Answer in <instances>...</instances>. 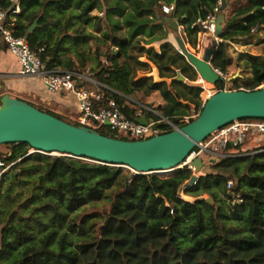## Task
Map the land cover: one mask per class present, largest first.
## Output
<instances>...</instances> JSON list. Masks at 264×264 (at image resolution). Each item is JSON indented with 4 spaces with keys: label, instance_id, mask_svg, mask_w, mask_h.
Returning <instances> with one entry per match:
<instances>
[{
    "label": "trees",
    "instance_id": "16d2710c",
    "mask_svg": "<svg viewBox=\"0 0 264 264\" xmlns=\"http://www.w3.org/2000/svg\"><path fill=\"white\" fill-rule=\"evenodd\" d=\"M218 2L0 0V12L6 23H12L13 35L25 37L48 70L86 75L90 62L93 74L86 76L106 87L104 94L115 99L127 117L133 118L139 110L147 117L148 113L126 98L157 92L163 101L161 115L177 124L192 106L200 113L202 88L174 80L177 71L189 82L197 80V73L165 41L172 31L163 21L161 4L174 5L169 18L177 20L188 44L195 46L202 31L198 21L216 15ZM94 10L104 20L99 14L93 16ZM90 27L100 35L90 32ZM263 29L264 0H246L224 18L211 66L226 75L232 60L228 43L248 45ZM155 42L160 43L158 51L146 48ZM142 57L155 66L160 79L170 83L136 79L139 70L149 69ZM239 61L250 75L232 79L233 90L254 91L264 85L263 56L244 52ZM224 84L219 80L214 86L222 90ZM76 86L87 89L92 84L82 79ZM95 131L127 140L105 125ZM4 146L10 150L0 156L14 165L0 178V264H264V151L257 152L264 146L254 154L213 163V173L183 189L186 197L194 198L192 202L178 194L192 176L187 167L168 177L133 175L110 197L123 175L120 167L37 152L28 155L30 147L25 143ZM229 180L233 181L230 192L240 195V204L231 203ZM205 194L212 204L202 198ZM99 201H109L108 212L84 213L85 207Z\"/></svg>",
    "mask_w": 264,
    "mask_h": 264
},
{
    "label": "water",
    "instance_id": "95a60500",
    "mask_svg": "<svg viewBox=\"0 0 264 264\" xmlns=\"http://www.w3.org/2000/svg\"><path fill=\"white\" fill-rule=\"evenodd\" d=\"M226 7V0H221L214 22L213 36L216 39L222 30L223 11ZM163 21L174 34L176 33V50L194 68L200 80L212 85L219 80L225 81L223 75L211 66L212 53L217 43L207 48L203 56L199 57L186 49L183 39L178 35L177 20L164 16ZM35 26L36 23L29 31ZM112 52L118 54L115 48ZM174 80L185 83L186 79L177 71ZM242 119L264 120V86L254 91H218L207 98L195 119L178 130L138 141L110 138L95 130L69 124L5 93L0 96V145L25 143L32 149L28 155L35 152L49 156L59 154V157H71L95 164L126 167L133 171L129 176L131 179L136 174L181 169L199 142L225 125ZM137 122L147 125L145 117L137 119ZM211 162L213 163V160ZM190 165L194 168V174L185 187L195 185L199 177L203 176L197 175L205 168L201 159L192 161ZM8 177L12 179L13 175L9 174ZM206 201L212 204L211 199Z\"/></svg>",
    "mask_w": 264,
    "mask_h": 264
},
{
    "label": "built area",
    "instance_id": "2783aa9c",
    "mask_svg": "<svg viewBox=\"0 0 264 264\" xmlns=\"http://www.w3.org/2000/svg\"><path fill=\"white\" fill-rule=\"evenodd\" d=\"M221 0L218 2V8ZM218 8L215 12L218 13ZM174 10V5L161 4V13L170 15ZM217 15V14H216ZM216 15H209V20H199L197 25L202 28V33L208 31L214 35V22ZM5 14L0 12V37L6 48L18 61V76L27 79H38L44 89L50 94H73L76 99L78 114L74 117L77 126H83L96 130L105 125L108 131L117 137H124L127 141H138L151 138L159 134L178 130L181 125L189 122L192 117H183L179 123L172 122L169 118L163 117L154 106H143L142 109L153 118L143 115L139 110L135 112L133 118H129L122 111V106L110 96L104 94L103 89H107L98 82L74 72L51 71L48 70L40 57L31 50L28 40L25 37L14 36L10 26L12 23L5 22ZM13 22V20H12ZM216 39V38H215ZM86 80L92 84L91 87L77 88V80ZM264 85L260 86L263 87ZM259 87V88H260ZM226 90V89H222ZM221 91V90H218ZM213 94H208L204 102ZM199 114V113H198ZM147 125L137 122V119L144 118ZM256 137L262 138L264 143V120L263 119H242L233 121L224 127L211 133L205 140L199 142L184 162L183 167H187L194 174V168L190 165L192 161L201 159L204 163V170L222 158L242 157L251 155L246 148L248 142ZM237 149L240 152H229L228 148ZM245 147V148H243ZM261 149L257 152H262ZM213 160V163L211 162ZM14 163L6 164L0 156V178L6 174ZM182 167V168H183ZM165 171V170H161ZM202 175V171L197 175ZM193 186V185H192ZM190 187V186H189ZM233 182H227V189L231 190ZM185 185L179 190V197L186 200L183 193ZM231 203L240 204V195L230 192Z\"/></svg>",
    "mask_w": 264,
    "mask_h": 264
},
{
    "label": "rangeland",
    "instance_id": "374dc122",
    "mask_svg": "<svg viewBox=\"0 0 264 264\" xmlns=\"http://www.w3.org/2000/svg\"><path fill=\"white\" fill-rule=\"evenodd\" d=\"M226 2H227V7L223 11L224 18L230 16L231 13L235 10V8L239 7L240 5L245 4L246 0H226ZM98 14L99 13L96 10H94L92 12L93 16L98 15ZM99 15L101 16L102 20H104V15L102 13H100ZM161 15H163V14L161 13ZM165 16L169 17V15H165ZM215 19H216V16H215ZM173 20H175V19H173ZM208 20H209V16H207L204 21H208ZM88 30L90 32L96 34L97 36L100 35V32H97V31L95 32L94 31L95 29L92 27L88 28ZM201 30H202V28H201ZM175 35H176V33L175 34L172 32L168 33L167 39L165 41L171 42L172 44H175V42H174ZM178 35L183 39L185 44L190 48L189 52L194 53L199 57L203 56L204 51L207 48L211 47L214 43L218 44L220 42V40L215 39V37L212 34H210L208 31H206L205 33L200 32L197 35L196 45L191 46L190 44H188L184 30H183V27L180 25H179ZM263 40H264V29L260 30L258 33H256L254 39L248 45H245L244 41H237L234 43H228L227 51L229 53V56L232 58V60H231L230 65L228 66L227 74L223 75V77L225 78V84L223 87L224 89L233 90V88H234L231 84V80H228L229 78L236 77V78H242V80H243V79L249 77L250 74H249V71L246 68V66L242 62H240V61L238 62V56L240 55L239 52L244 53V51H247L248 53H250L252 55L259 54V55L264 57V48L261 46ZM90 43L92 44L93 42L91 41ZM159 45H160L159 42H155L149 46H146V48H153L154 50L158 51ZM113 49L114 48H111V51ZM140 61L146 62L149 65V69H148V71L139 70L137 72V75H136L137 78L136 79L146 77V78H151L154 82L155 81L158 82L160 78H159L157 69L154 67V65L149 63L144 57H142L140 59ZM103 63L105 64V60H103ZM91 64L92 63L88 62L86 64V68L84 69V72L86 73V75H89V76L93 74L91 71V66H92ZM199 79L200 78L197 74V80L194 82V84L197 86H200L202 88V86L198 82ZM205 85H206L205 88L208 89L210 94H215L216 92H218V89L214 85L206 83V82H205ZM206 95H207L206 90H204V88H202V93L200 94V100L202 102L205 100ZM128 98L131 102L138 103L140 105L148 104V105L154 106V107H156L159 104V102L162 101L161 97L159 96V94L157 92H154L149 96H145L142 93H136V94H134ZM28 100L30 101V103H32V105L35 108H41V109L49 110V111L55 113L54 109L50 106H46L42 103L40 104L39 102L32 100L30 98ZM55 114H57V113H55ZM57 115L62 117L64 119L63 121H65V122L74 123V117L75 116L73 114L66 115L64 113H61V114H57ZM197 115H198V111L195 110L194 107L192 106L189 115L186 117H192L190 119H195L197 117ZM148 117L153 118L150 114H148ZM190 119H189V121H190ZM253 140L257 141V143H255V144L247 143V145H246V147L250 148L249 153L256 152L257 150H255V149H258V148H261L264 146V143H262V144L258 143V142H262L261 137H256ZM9 150H10V148L8 146H4V145L0 146V154L1 155L7 154L9 152ZM31 151H32V149L30 148L28 153H30ZM58 155L59 154H52L51 156H58ZM120 168L123 171V175L119 179L118 183L111 190L110 197H112L113 194H115V192L120 190V188L122 186H125L127 184V183L125 184V181L127 182L129 179V176L131 174H133V171H131L130 169H128L126 167H120ZM175 172L176 171H171V172L166 171V173H162V174H158V173L154 172V173H150L148 175H157L159 177H168V176H171L172 174H174ZM213 172H214V169H212V167L209 166V168H206L204 171H202V175L204 176L208 173H213ZM186 198H187L186 201H189V202H192L194 200V198H192V197L187 196ZM202 198L207 199V200L210 199V197L206 194L203 195ZM109 206H110L109 201L108 202L107 201H99L98 203L94 204L93 206L85 207L84 213L98 212V213L102 214L103 212H108Z\"/></svg>",
    "mask_w": 264,
    "mask_h": 264
},
{
    "label": "crops",
    "instance_id": "0c3cea01",
    "mask_svg": "<svg viewBox=\"0 0 264 264\" xmlns=\"http://www.w3.org/2000/svg\"><path fill=\"white\" fill-rule=\"evenodd\" d=\"M13 2L18 3L19 1L16 2L15 0H13ZM18 12H19V7L16 6L15 13ZM168 43L172 44L171 42ZM172 45L176 47V44H172ZM185 46L190 50V48L186 44ZM261 46L264 48V44H261ZM18 67L19 65L16 57L7 50L6 45L4 44V42L0 37V96L2 94L7 93L13 98H17L28 103L30 102L28 100L30 98L32 100L39 102L40 104L42 103L46 106L52 107L54 109V112L57 114L64 113L66 115L69 114L74 115V113L76 112L77 104L73 94H50L44 89V87L42 86L41 82L38 79H27V78L19 77L17 74ZM161 81L170 83V80L167 79H159L158 82ZM194 82H189L187 79L185 80L186 84L191 86H197L194 84ZM126 99L130 103H133V105H137L140 108L146 106L145 104L140 105L138 103L131 102L129 98ZM162 105H163V101L159 102V104L155 107L160 112V114L161 111L159 108Z\"/></svg>",
    "mask_w": 264,
    "mask_h": 264
},
{
    "label": "bare ground",
    "instance_id": "6f19581e",
    "mask_svg": "<svg viewBox=\"0 0 264 264\" xmlns=\"http://www.w3.org/2000/svg\"><path fill=\"white\" fill-rule=\"evenodd\" d=\"M186 49L189 51V49H188L187 47H186ZM198 82H199V84L202 86V88H204V90H206L207 95L210 94V92L208 91V89L205 88V86H206V85H205V82H204L203 80H200V79H199ZM207 95H206V96H207ZM171 170H173V169H171ZM203 171H204V170H203ZM157 172H166V171H161V170H159V171H157ZM157 172H156V173H157Z\"/></svg>",
    "mask_w": 264,
    "mask_h": 264
}]
</instances>
